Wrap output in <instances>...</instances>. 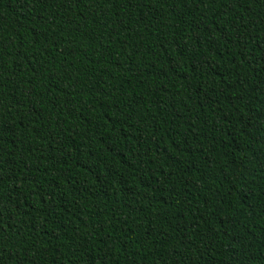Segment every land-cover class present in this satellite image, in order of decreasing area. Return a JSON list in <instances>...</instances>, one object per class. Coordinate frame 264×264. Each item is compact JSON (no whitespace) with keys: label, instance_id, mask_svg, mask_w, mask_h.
Listing matches in <instances>:
<instances>
[{"label":"trees","instance_id":"1","mask_svg":"<svg viewBox=\"0 0 264 264\" xmlns=\"http://www.w3.org/2000/svg\"><path fill=\"white\" fill-rule=\"evenodd\" d=\"M0 264H264V0H0Z\"/></svg>","mask_w":264,"mask_h":264}]
</instances>
